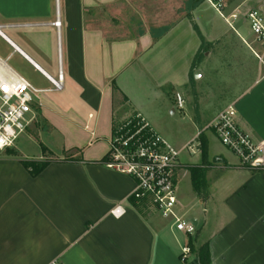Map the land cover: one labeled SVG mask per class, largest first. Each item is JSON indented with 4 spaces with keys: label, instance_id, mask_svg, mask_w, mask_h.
I'll list each match as a JSON object with an SVG mask.
<instances>
[{
    "label": "crops",
    "instance_id": "obj_1",
    "mask_svg": "<svg viewBox=\"0 0 264 264\" xmlns=\"http://www.w3.org/2000/svg\"><path fill=\"white\" fill-rule=\"evenodd\" d=\"M250 1L230 0L218 12L202 0H0L6 68L20 76L7 64L17 57L49 85L34 86L42 91L52 88L45 76L56 79L60 69L63 78L61 92L38 96L23 134L42 153L17 156L19 139L0 151V264H184L189 239L194 249L208 246L211 264H264V156L242 168L213 131L212 154L207 135L204 154L200 136L185 156L186 143L177 149L176 210L193 225L190 237L150 200L130 198L132 178L102 165L113 128L132 115L166 141L161 111L176 114L182 89L193 127H207L233 104L237 126L264 142V45L247 18L264 4ZM158 4H174L171 21L158 17ZM126 7L141 14L140 25H167L126 36L125 20L110 19ZM23 161L48 164L31 177ZM190 168L203 172L198 192ZM117 208L119 217L111 214Z\"/></svg>",
    "mask_w": 264,
    "mask_h": 264
},
{
    "label": "built area",
    "instance_id": "obj_2",
    "mask_svg": "<svg viewBox=\"0 0 264 264\" xmlns=\"http://www.w3.org/2000/svg\"><path fill=\"white\" fill-rule=\"evenodd\" d=\"M212 8L220 11L226 0H203ZM250 30L256 40L264 45V13L252 10L247 15ZM54 26L59 28L60 23ZM51 90L35 88L24 78L8 70L0 60V151L14 147L16 141L26 132L33 121L32 106L44 92H61L63 78L59 69L57 78L45 76ZM177 109L183 108V99L176 95ZM234 105L227 106L206 127L213 131L219 143L230 151L239 166L252 169L259 158L264 156V142L257 143L244 133L236 124ZM193 142L183 150L192 151ZM181 150L171 147L151 128L140 115L135 114L113 128L109 139V149L102 165L114 173L127 176L135 181L130 198L136 202L150 200L160 217L170 222L176 232L185 236L194 234V227L188 219L176 210L177 194L175 171ZM120 216L118 208L111 212ZM190 254L188 246L182 250L184 260ZM49 264H64L52 260Z\"/></svg>",
    "mask_w": 264,
    "mask_h": 264
},
{
    "label": "rangeland",
    "instance_id": "obj_3",
    "mask_svg": "<svg viewBox=\"0 0 264 264\" xmlns=\"http://www.w3.org/2000/svg\"><path fill=\"white\" fill-rule=\"evenodd\" d=\"M203 1V0H202ZM230 0H226L225 4L228 3ZM255 0H251L247 4H254ZM259 4H264V0H261ZM161 6V8L158 9V17H163L164 19L162 21L169 20L171 21L173 18L169 16L171 12V7L174 4H158ZM167 5V6H166ZM165 6V7H162ZM150 10V9H149ZM145 10V16L150 15V11ZM102 11V10H101ZM135 8L126 7L125 9H122L120 12L121 17H118L117 15L114 17H110V19L114 20V25L117 24L118 20H125V27H126V36L132 37L135 36L137 33H139L140 29H146L150 25H140L139 21L141 18V14L139 12L136 13ZM139 11V10H138ZM109 11L106 10L105 12H99V16L104 17L106 19L107 16H109ZM113 14V13H112ZM150 18V17H149ZM159 24H152L150 27L153 29L161 30L164 28L167 23L162 22ZM122 24V26L124 25ZM250 26V25H249ZM9 55V49L5 45L0 44V58L2 60L5 59L6 56ZM7 64L13 68L17 73L24 78L26 81L30 82L35 87H48L49 85L44 82L39 76L35 74L26 64L22 63L18 60L17 57H12L7 61ZM56 76V75H55ZM179 94L184 99V107L182 110H176V114L172 116L169 114L166 109L161 111V116L159 118V124L164 128V136L166 137V142L173 148L179 149L181 145L185 144L188 145L191 142H193V145L195 146L198 144L199 136L202 134V136L207 135L209 138V154L213 153L214 146L218 147L219 144L217 142H214L211 138V130L204 128L203 125H201L198 128H195L192 126V122L189 120V108L190 106L187 103V92L182 90H178ZM175 93H173V97L175 98ZM185 94V95H184ZM193 101V108L195 107L196 101L192 99ZM26 135H22L21 138H19L20 147L19 152L16 153L17 156L21 157L20 155H25L23 157H27L29 160L36 158V153L41 154V145L38 140L29 141L25 138ZM163 136V135H162ZM45 139V138H44ZM192 139V140H191ZM193 146V147H194ZM187 151L183 150L182 155L185 156ZM180 157V156H179ZM169 225L170 222H168ZM174 230V229H173ZM176 232V231H175ZM179 234V233H178Z\"/></svg>",
    "mask_w": 264,
    "mask_h": 264
},
{
    "label": "trees",
    "instance_id": "obj_4",
    "mask_svg": "<svg viewBox=\"0 0 264 264\" xmlns=\"http://www.w3.org/2000/svg\"><path fill=\"white\" fill-rule=\"evenodd\" d=\"M196 31V27L194 28ZM205 46V42L201 40V49ZM199 53V52H198ZM196 54L191 69L195 67L196 63L198 62L199 54ZM201 140V147L203 148V154L205 145L202 142L203 136L200 135ZM47 162H34V161H23L22 166L29 172L31 177H36L46 166ZM203 172L199 168H190V175H191V182L192 187L195 190V192L199 191V183L198 179L202 177ZM188 247L190 249V254H194L195 257L192 261L183 260L184 264H211L210 262V256H209V250L207 245H203L199 247L198 249H194V241L193 239L188 240Z\"/></svg>",
    "mask_w": 264,
    "mask_h": 264
}]
</instances>
